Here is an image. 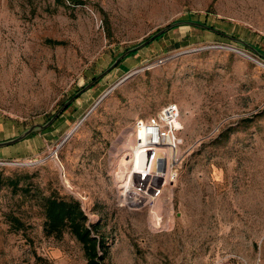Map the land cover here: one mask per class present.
<instances>
[{
  "label": "rangeland",
  "instance_id": "1",
  "mask_svg": "<svg viewBox=\"0 0 264 264\" xmlns=\"http://www.w3.org/2000/svg\"><path fill=\"white\" fill-rule=\"evenodd\" d=\"M81 1L0 0V141L47 122L173 22L204 23L264 53V0ZM244 42L175 27L124 58L52 126L1 147L0 264H89L71 232L45 233L49 194L76 198L99 223L106 264H264V60ZM170 103L181 110L184 148L195 146L157 205V223L149 207L122 199L117 164L128 158L135 121Z\"/></svg>",
  "mask_w": 264,
  "mask_h": 264
},
{
  "label": "built area",
  "instance_id": "2",
  "mask_svg": "<svg viewBox=\"0 0 264 264\" xmlns=\"http://www.w3.org/2000/svg\"><path fill=\"white\" fill-rule=\"evenodd\" d=\"M182 123L177 103L167 104L150 117L135 121L128 158L117 164V183L122 199L130 207L147 206L155 213L159 201L173 190L192 152L190 148L195 146L184 148ZM153 220L158 223L161 215Z\"/></svg>",
  "mask_w": 264,
  "mask_h": 264
},
{
  "label": "trees",
  "instance_id": "3",
  "mask_svg": "<svg viewBox=\"0 0 264 264\" xmlns=\"http://www.w3.org/2000/svg\"><path fill=\"white\" fill-rule=\"evenodd\" d=\"M57 1L65 2V0ZM68 1L72 4L83 3L81 0ZM42 205L45 217L44 231L47 235L61 238L66 231H69L82 244L89 264H106L109 253L108 242L100 236L99 223L89 221L88 214L79 200L72 196L49 194L43 196ZM12 221L17 224L22 223L17 216L12 217Z\"/></svg>",
  "mask_w": 264,
  "mask_h": 264
},
{
  "label": "water",
  "instance_id": "4",
  "mask_svg": "<svg viewBox=\"0 0 264 264\" xmlns=\"http://www.w3.org/2000/svg\"><path fill=\"white\" fill-rule=\"evenodd\" d=\"M183 24H189V25H194V26H198V27H202V28H206V29H210L212 31L218 32L220 34H223L225 36H228L236 41H241L244 42L240 39H237L233 36H230L228 34H226L225 32H222L212 26L206 25L204 23H200V22H196V21H192V20H185V21H176L173 22L172 24L160 29L159 31H157L156 33H154L152 36H150L147 40L143 41L142 43L129 48L128 50H126L124 53H122L120 56L117 57V59L106 69L104 70L102 73H100L98 76H96L93 80H91L86 86H84L83 88H81L79 91H77L74 95H72L69 99H67L62 105L61 107L53 114V116H51V118L45 122V123H36L33 124L31 127L27 128L22 134H20L19 136L9 139V140H5V141H0V148L1 147H6V146H10V145H14L20 141H23L24 139H26L28 136H30L31 134H33L36 131H41L44 129L49 128L50 126H52L55 121L63 114V112L80 96L82 95L85 91L91 89L95 84H97L100 80L103 79L104 76H106L108 73H110L124 58L128 57L131 53L140 50L141 48L145 47L146 45H148L149 43H151L153 40H155L156 38L160 37L161 35H163L164 33H166L167 31L175 28V27H179ZM249 48H251L257 55H259L261 58L264 59V53H262L261 51H259L256 47L252 46L251 44L244 42ZM84 120V118L82 119ZM81 120V121H82Z\"/></svg>",
  "mask_w": 264,
  "mask_h": 264
},
{
  "label": "bare ground",
  "instance_id": "5",
  "mask_svg": "<svg viewBox=\"0 0 264 264\" xmlns=\"http://www.w3.org/2000/svg\"><path fill=\"white\" fill-rule=\"evenodd\" d=\"M81 123H82V121H80L78 124H77V126L76 127H74L68 134H67V136H66V138L65 139H67V138H69L74 132H75V130L81 125ZM128 144L129 145H132V142L130 141V142H128ZM131 147V146H130ZM160 202V201H159ZM158 210V212H160L161 210L159 209V207H156L155 208V212ZM153 215H152V217H154L155 219L157 218V217H159V213H152Z\"/></svg>",
  "mask_w": 264,
  "mask_h": 264
}]
</instances>
